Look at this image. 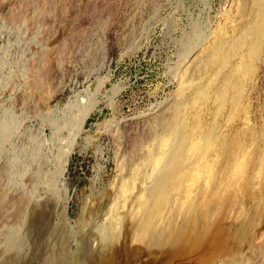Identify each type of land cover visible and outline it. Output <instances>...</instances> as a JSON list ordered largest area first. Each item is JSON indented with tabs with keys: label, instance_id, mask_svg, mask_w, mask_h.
Listing matches in <instances>:
<instances>
[{
	"label": "rangeland",
	"instance_id": "1",
	"mask_svg": "<svg viewBox=\"0 0 264 264\" xmlns=\"http://www.w3.org/2000/svg\"><path fill=\"white\" fill-rule=\"evenodd\" d=\"M254 1L0 0V259L18 236L8 264H74L101 233L118 264H264V44L252 71L246 44L228 61L243 86L235 109L230 81L193 74L219 34L244 29ZM200 81L210 83L204 104L191 88ZM218 87H229L224 104ZM201 106L216 146L200 185L216 202L198 205L195 243L133 242L147 224L140 208L121 214L117 236V216L99 228L117 184L134 181L144 204L146 154L174 119L196 139ZM244 158L251 176L237 180Z\"/></svg>",
	"mask_w": 264,
	"mask_h": 264
},
{
	"label": "bare ground",
	"instance_id": "2",
	"mask_svg": "<svg viewBox=\"0 0 264 264\" xmlns=\"http://www.w3.org/2000/svg\"><path fill=\"white\" fill-rule=\"evenodd\" d=\"M254 2L253 7L249 6L251 8H246L247 10L245 9V15L240 13L242 19L244 16H247L248 18L245 17L247 21L244 20L246 21L244 24L245 27H242L244 29L239 28L240 26L237 25V29H234L238 30L239 28V30H242L236 35L234 30L235 36L232 38H227L224 36L225 34L222 35V33L221 35L219 34L217 40L211 43L212 45H209L210 47L208 46L209 48L207 47V50L204 49L203 56L198 59L193 68V74L203 73L205 70H211L213 75L219 76V74H221L224 81H230L229 87H233V98L231 101L232 109H235L241 100L243 86L235 72H227L228 61L230 60L231 55L239 52L242 46L245 48L244 44H246L248 46V50L246 51L247 58L245 59L246 68L249 67V71H252L256 67L255 59L260 57V52L264 44V4L259 0ZM186 82H188V79L183 80V87L186 86ZM209 84L210 83L208 82L200 81L193 84L191 87L197 100L201 101L203 104L211 99L208 92ZM229 87L217 88V95L221 99V104L225 103L224 98ZM218 108L219 106H217L216 112H218ZM204 110V107L201 106L197 112L199 119H197L193 127V133L198 136L196 139H193L188 135L192 134L190 131L186 132L179 129L180 123L178 119H174L168 123L165 130V136L160 138L157 143L150 148L144 159V162L147 161L152 166L151 171L149 173L147 172L149 180H147L148 183H146L150 184L147 187V190H145L150 191V194L145 197L144 204H141L140 202L138 207H136V201H138L144 194L142 191L140 194L135 192L136 186L134 181L129 182L127 185L122 184L119 186L117 184L112 203L109 206L108 211L104 214L105 219L100 224L97 222L99 228L103 226L104 221L108 219L113 220L114 216H117V218L114 219L115 221H113L114 223L111 225L113 236H117L121 229V214L127 212L132 214L140 208L141 219L146 218L147 224H144L145 229L142 228L136 230L138 233L137 235L134 233L133 242L157 240L156 247L159 249L162 244L166 243H169V245L171 243L172 246L175 245L173 247L175 248L176 245H179L178 243L182 242V240H188L190 243H195L198 231V205L207 208L214 201L216 202V200L212 198L214 194L213 190H211L209 186L201 187L202 185H200L201 181H205L207 177L215 173V170L211 167L210 157L214 146H216V126L215 124H210L211 126L206 129L205 127H202L201 123L203 122L201 121V117H203ZM244 121L245 124H248L250 121L248 113L244 115ZM236 146L239 150L245 149L242 142H238ZM69 156L70 154H68L65 161H63L64 166L66 165ZM232 160L233 158L223 163L227 166ZM251 162L252 161L249 159L244 158L238 165H236L237 169L234 171V175L237 180H244L251 176L248 175ZM64 170L65 168H60L59 174H63ZM149 201L150 203L148 204ZM219 204L220 203H218V205ZM19 239L21 240V237L18 236L15 237L14 240L12 239L13 241L10 243L11 252H7L6 254L3 253L2 258L0 259V264H8L9 261L15 259V257L17 259L14 249L16 244L20 241ZM93 241H97L94 250L91 251L92 244L86 245L88 247V252L81 256V260L76 261L74 264H94L99 261H101V264H118L117 262L119 258L111 254V243L107 240V237L105 239L104 236L99 233L95 236ZM172 246L170 245V247ZM127 250L130 251L132 249L127 248ZM165 251L163 250L164 253H166ZM136 254H139V252L137 251ZM173 254L175 255L176 253L169 252L166 255L171 258ZM160 255H162V253ZM158 256L159 253H155L152 261L154 260L155 262L159 259L160 257ZM163 261V259H160V264L165 262ZM71 263L72 261L69 262L62 259L59 264Z\"/></svg>",
	"mask_w": 264,
	"mask_h": 264
}]
</instances>
